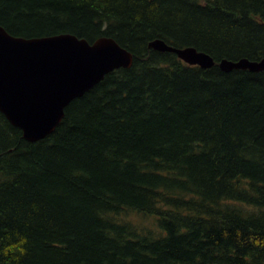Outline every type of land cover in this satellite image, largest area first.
I'll return each instance as SVG.
<instances>
[{"label": "trees", "instance_id": "1", "mask_svg": "<svg viewBox=\"0 0 264 264\" xmlns=\"http://www.w3.org/2000/svg\"><path fill=\"white\" fill-rule=\"evenodd\" d=\"M0 26L133 55L41 141L0 113V264H264V72L147 47L260 60L264 0H0Z\"/></svg>", "mask_w": 264, "mask_h": 264}, {"label": "water", "instance_id": "2", "mask_svg": "<svg viewBox=\"0 0 264 264\" xmlns=\"http://www.w3.org/2000/svg\"><path fill=\"white\" fill-rule=\"evenodd\" d=\"M147 47L201 69L216 65L225 73L264 72V58L215 62L193 47L176 48L159 39ZM132 63L133 55L112 38L101 37L91 44L71 34L26 39L11 36L0 26V113L25 141H41L55 131L73 100Z\"/></svg>", "mask_w": 264, "mask_h": 264}, {"label": "rangeland", "instance_id": "3", "mask_svg": "<svg viewBox=\"0 0 264 264\" xmlns=\"http://www.w3.org/2000/svg\"><path fill=\"white\" fill-rule=\"evenodd\" d=\"M127 219L131 220L132 222L139 223L141 226L145 225L146 227H152V229L155 230V227L153 226V219H149L146 216H140L131 213Z\"/></svg>", "mask_w": 264, "mask_h": 264}]
</instances>
